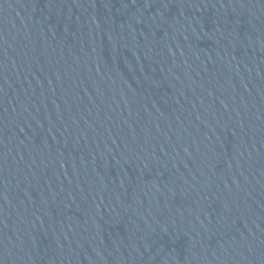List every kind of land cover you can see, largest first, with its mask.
Segmentation results:
<instances>
[{
    "label": "water",
    "instance_id": "obj_1",
    "mask_svg": "<svg viewBox=\"0 0 264 264\" xmlns=\"http://www.w3.org/2000/svg\"><path fill=\"white\" fill-rule=\"evenodd\" d=\"M0 264H264V0H0Z\"/></svg>",
    "mask_w": 264,
    "mask_h": 264
}]
</instances>
